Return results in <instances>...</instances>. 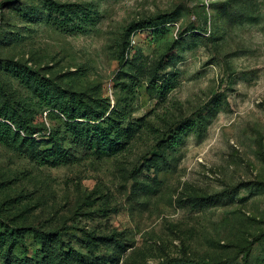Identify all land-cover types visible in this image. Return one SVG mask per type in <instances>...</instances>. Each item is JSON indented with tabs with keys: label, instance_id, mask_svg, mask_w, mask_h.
Listing matches in <instances>:
<instances>
[{
	"label": "rangeland",
	"instance_id": "374dc122",
	"mask_svg": "<svg viewBox=\"0 0 264 264\" xmlns=\"http://www.w3.org/2000/svg\"><path fill=\"white\" fill-rule=\"evenodd\" d=\"M168 14L164 35L136 33L126 66L128 30ZM165 55L178 63L162 72ZM157 72L181 80L164 100L147 90ZM60 90L88 92L105 118L120 103L127 148H78L50 103ZM6 91L32 139L54 133L75 159L40 165L30 143H0V264H264V0H0V115Z\"/></svg>",
	"mask_w": 264,
	"mask_h": 264
},
{
	"label": "trees",
	"instance_id": "16d2710c",
	"mask_svg": "<svg viewBox=\"0 0 264 264\" xmlns=\"http://www.w3.org/2000/svg\"><path fill=\"white\" fill-rule=\"evenodd\" d=\"M178 18L179 16L176 15H159L150 19L145 24L131 27L126 34L127 46L124 48L123 52L124 59L125 56L127 57L126 66H130L133 62L129 60L130 53L128 50L130 49V46L133 43V38L138 31L152 29L154 30L155 35H164L166 33L165 25L175 22ZM68 19L71 22L76 21L72 14L69 15ZM161 26L164 27L160 28ZM173 46L174 45H172V47ZM176 59L177 58L174 55H165L160 62L158 70L166 72L169 68H175L178 63V60ZM5 68L11 71L13 69V71L16 72L19 67H17V65L13 66L6 63ZM48 81L52 82L51 80ZM148 83L149 86L147 90H151L152 93L155 94L154 98L164 100L170 95V93L179 87L181 80L178 72L165 73L161 76H159V72H157ZM47 89H49V85L45 84L43 91H46ZM126 89L127 87H123V90ZM60 92V96L56 97V99L52 98L50 103H52L55 109L62 113L67 120L63 131L66 134H70L71 137H74L78 148H85L86 152L100 154L102 157H110L127 148L129 142L136 135L137 130L131 125V122L128 121V115L126 114L127 110L125 109L122 111L118 109L119 107H122L120 103L111 111V114L105 118L106 113L109 112L110 108L105 107V112L100 115L95 110L96 108L93 107L94 104H90L87 101L88 92L70 90H60ZM130 93L134 97L136 93L134 82H132ZM5 97L6 112L3 115H0V118L11 122L15 127V130L8 123L0 122L1 144L20 148L21 144L30 143L33 148V159L40 165H50L49 163H52L51 166H59L73 162L75 155L64 151L66 149L64 148V145H62V147L59 145L58 142L60 140L56 134L52 133L50 142H38L37 140L32 139L31 137L36 132V129L31 122V116L28 112L29 109L21 106L17 100L13 99V96L8 91H6ZM121 103L125 104V108H129L131 105V101L128 100V97L121 101ZM95 122L99 123L93 124ZM22 132L25 133L27 138H21ZM186 132V128H181L179 132H173L172 137L167 141V148L176 149L184 139L182 134ZM19 139H21V142H19ZM48 145L51 146L49 147ZM205 201L206 200H203L202 202L201 200L195 201L194 205L201 208L206 203ZM30 231L37 241L41 240L42 234L35 229L23 230V234ZM19 234L20 232H15L12 237L18 241L20 240ZM124 251H126V249ZM109 263L112 264L114 262L109 261Z\"/></svg>",
	"mask_w": 264,
	"mask_h": 264
}]
</instances>
